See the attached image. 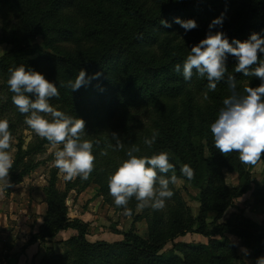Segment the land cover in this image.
<instances>
[{
    "label": "trees",
    "instance_id": "trees-1",
    "mask_svg": "<svg viewBox=\"0 0 264 264\" xmlns=\"http://www.w3.org/2000/svg\"><path fill=\"white\" fill-rule=\"evenodd\" d=\"M222 13V27L212 31L224 32L229 43L233 39L245 41L248 31L264 28V0H0V44L12 46L0 57V119L9 122L12 135L26 114L12 103L8 70L23 65L56 84L60 95L49 101L53 107L68 116L94 122L92 128L109 121L123 144V148H117L121 162L128 158L126 153L132 147L140 148L134 153L138 157L167 152L176 180L200 190L197 217L189 214L183 195L170 183L173 196L163 210L142 209L149 222L148 238L133 229L124 233L122 241L91 242L87 238L88 224L72 219L67 205L69 193L81 190L84 183L78 177L61 191L57 187L58 172L53 170L43 188L47 205L43 223L25 247L52 243L64 231L73 235L63 253H54L49 247L38 263L33 259L30 264H237L242 257L230 235L251 251L254 264L264 257V225L243 213H230L237 200L252 188L251 169L240 162L237 152H219L210 129L223 100L232 94V90L228 92L229 76L239 82L236 91L240 94H244V81L251 80L248 86L257 87L260 80L236 73L235 67L227 65L224 78L212 92L207 89V79L195 70L190 81L175 71L191 48L206 38L211 21ZM198 14L202 19H197ZM177 17L197 20V27L185 32L174 22ZM162 20L171 27H163ZM38 38L50 48L62 40H75L78 45L73 51L47 53L37 43ZM261 60L264 57L258 63ZM80 70H85L88 77L99 76L74 92L60 87L74 81ZM154 131L158 136L149 148L144 140ZM49 144L41 138L27 150L18 146L9 171L13 187L40 167L37 156ZM260 161H264V154L257 163ZM185 164L193 169L191 180L180 172ZM225 169L239 173L238 186L225 182ZM98 175L103 177L105 173ZM106 183L100 194L110 200ZM259 191L264 202V186ZM192 233L211 240L198 248L176 243ZM168 243L174 247L166 252Z\"/></svg>",
    "mask_w": 264,
    "mask_h": 264
},
{
    "label": "clouds",
    "instance_id": "clouds-1",
    "mask_svg": "<svg viewBox=\"0 0 264 264\" xmlns=\"http://www.w3.org/2000/svg\"><path fill=\"white\" fill-rule=\"evenodd\" d=\"M223 20L222 13L211 21L206 38L191 48L182 66L177 64L175 71L182 72L184 80L190 81L195 70L198 76L207 79V89L214 92L217 83L225 76L227 59L231 55L236 61V73L260 80L259 86L245 87L244 94H240L236 91L235 78L229 76L228 85L232 94L223 100L218 118L210 126L214 146L219 152H237L242 164L255 165L264 154V60L258 63V53L264 54V36L254 32L245 41L233 39L229 43L224 32L212 31L218 26L222 27ZM174 22L185 32L197 27L194 19L181 20L177 17ZM160 23L165 28L171 27L167 21L162 20ZM253 65L258 66L251 67ZM8 71L7 85L14 94L12 103L21 114H26L24 123L53 147L62 145L54 152L53 166L65 181L77 177L88 180L94 169L95 156L93 142L82 139L85 121L68 116L49 103L52 98H59L60 93L56 84L48 81L42 73L31 68L26 70L23 65L9 68ZM98 76L99 73L88 77L85 70H80L74 81L69 80L60 87H69L74 92ZM157 136L158 133L154 131L151 138H145L144 144L151 148ZM112 137L116 141L115 147L123 148L118 134L113 133ZM12 140L9 122L0 119V191L13 187L9 178V171L14 164L10 151ZM138 152V147L128 150V158L108 177L109 195L116 207L123 208L124 215L132 214L128 208L132 198L138 202L136 207L139 209L163 210L166 201L173 196L169 184H174L177 179L167 152L150 157H138L134 154ZM101 154L107 155V152ZM169 172L173 173L170 177L166 175ZM180 172L188 180L194 176L193 169L187 164L180 168ZM256 264H264V257L258 258Z\"/></svg>",
    "mask_w": 264,
    "mask_h": 264
},
{
    "label": "rangeland",
    "instance_id": "rangeland-1",
    "mask_svg": "<svg viewBox=\"0 0 264 264\" xmlns=\"http://www.w3.org/2000/svg\"><path fill=\"white\" fill-rule=\"evenodd\" d=\"M199 18L202 19V16L198 14L197 19ZM254 32L264 36V28H260L256 31H248L246 33V40ZM37 43L47 53L54 54L73 51L78 45L75 40H62L50 48L44 44L42 38H38ZM11 49L12 46L9 44H0V57H3ZM262 55L264 54L258 56L259 59L263 58L261 57ZM235 63V58L228 56L227 65L235 67ZM1 81L0 78V85ZM235 82L236 88H240L239 82ZM250 84L251 80H246L241 86L246 87ZM228 89V92L231 91L230 88ZM102 118L104 121L103 116ZM93 123L91 121L85 122V134L82 136V139L86 138L93 142V155L95 156L94 169L88 180L80 181L84 183V188L81 186V190H74L69 193L67 198L69 216L72 219H80L88 224L87 238L91 242L107 241L114 243L122 241L124 239V233L132 231L133 229L143 238H148L149 222L143 217V210L136 207L138 202L135 198H132L128 204V208L132 214L124 215L123 208L116 207L111 196L110 200H107L100 194V188L107 184L106 181H108L109 175L114 173L122 162L119 160L117 154V148L115 147L116 141L112 137L113 131L111 130L109 121L104 122L103 126L101 125L96 128H92ZM12 137L10 151L14 158L20 144L27 150L41 139L24 122L18 126ZM61 147L62 145H57L56 147L50 144L46 145L45 152L37 156V160L41 163L40 167L21 184L9 190L0 191V218L2 219L0 221V240L7 239L9 235V240L4 242L6 246L8 245L11 248L18 246L21 249L23 245L21 239H25V241L30 240L31 232L28 227H31L33 221H35L34 218H42L47 211V205L43 201V188L47 186L48 179L53 170H57L58 172L57 187L59 190L65 191L69 181L63 179V175L52 163L54 152ZM103 152H107V155H102L101 153ZM247 169H251L252 188L237 200L236 208L230 210V213H243L255 222L264 225V202L258 196L259 189L264 186V161H260L252 168H250V165H247ZM98 173H105V176H99ZM224 177L228 185L238 186L241 182L239 173L233 170L225 169ZM77 178L72 181H75ZM174 185L183 195L189 214L197 217L201 209V203L198 200L200 190L181 179L176 180ZM14 234L19 235V242H16L17 238H15ZM72 235L69 233L61 235L58 240L46 246L45 251L51 247L50 249L54 253H63L68 247L67 240ZM229 238L236 244L238 252L242 257V260L238 261L237 264H254L251 251L243 245L242 241L232 235ZM218 239L221 240L220 237ZM210 240L200 234L192 233L178 238L176 243L184 242L192 248H198L200 244H208ZM173 247L174 245L172 243H168L164 250L168 252ZM179 255L181 256L182 254L179 253ZM36 262L38 263L39 259Z\"/></svg>",
    "mask_w": 264,
    "mask_h": 264
},
{
    "label": "crops",
    "instance_id": "crops-1",
    "mask_svg": "<svg viewBox=\"0 0 264 264\" xmlns=\"http://www.w3.org/2000/svg\"><path fill=\"white\" fill-rule=\"evenodd\" d=\"M44 205V204H43ZM45 206V205H44ZM43 217L42 218H34L35 221H33L31 227L29 226L28 229L30 230V235L37 233L39 231V228L41 224L43 223ZM2 219L0 218V221ZM3 222V221H2ZM1 224V223H0ZM1 226V225H0ZM1 230V228H0ZM72 234L71 231H64L60 233L53 241L58 240V238L61 235L66 234ZM15 238H17L16 242H19V235L14 234ZM9 235L7 239L0 240V264H30L33 259H39V261L43 258L45 254V247L50 244V242L46 244L37 243L31 246L25 247V244L27 241L25 239H21L23 242L22 248H18V246L14 247H8L4 242L9 240ZM24 248V249H23ZM8 257V259H7ZM12 260V262H11Z\"/></svg>",
    "mask_w": 264,
    "mask_h": 264
}]
</instances>
